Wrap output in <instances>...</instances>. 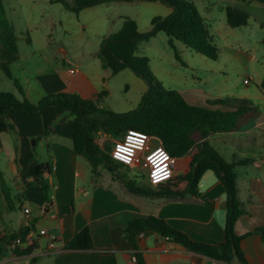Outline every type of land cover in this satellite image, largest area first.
Masks as SVG:
<instances>
[{
	"label": "crops",
	"instance_id": "obj_1",
	"mask_svg": "<svg viewBox=\"0 0 264 264\" xmlns=\"http://www.w3.org/2000/svg\"><path fill=\"white\" fill-rule=\"evenodd\" d=\"M51 44H44L40 50H47ZM44 55L47 54L43 53L37 60L25 59L22 66L23 81H20L25 97L32 104L54 93L91 100L105 92L108 97L112 77L124 71L112 75L101 63H98L101 71L97 63L84 67L81 64L85 55L68 54L66 58ZM19 61L20 57L14 63ZM11 75L20 79L12 72ZM178 92L191 105L224 110L210 105L209 101L215 98L206 94ZM258 109L259 115L238 130L208 137L225 161L249 160L235 167L237 200L243 212L234 225L237 236L245 235L240 247L248 264H264V240L254 233L264 225V108L258 106ZM4 120L8 129L0 133V158L6 169V172L0 170L3 201L0 204V264H130L133 250L125 229L131 221L148 217L164 220L194 242L223 241L227 198L223 184L213 172L207 171L202 176L194 195L163 198L134 194L125 187L124 180L134 181L125 171H140L145 177L144 189H153L157 181L173 172L165 166L152 169L144 164L127 166L111 160L123 180L102 166L92 175L88 161L73 151L75 119L63 108L49 107L36 119L19 111L9 112ZM94 141L106 145L105 142L113 140L99 133ZM118 144L115 140L109 150ZM152 144L158 145V140L154 139ZM176 162L185 165L188 158ZM38 166L41 176L36 171ZM42 183L46 186L47 200L41 190ZM69 207L72 212H62ZM42 230L44 235L40 234ZM20 232L24 234V242L12 249L11 242L16 237L8 242L4 239ZM29 246L30 253L12 252ZM137 246L145 264H193L204 258L153 231L139 234Z\"/></svg>",
	"mask_w": 264,
	"mask_h": 264
},
{
	"label": "trees",
	"instance_id": "obj_2",
	"mask_svg": "<svg viewBox=\"0 0 264 264\" xmlns=\"http://www.w3.org/2000/svg\"><path fill=\"white\" fill-rule=\"evenodd\" d=\"M131 1L135 0H73L71 5L66 0L53 2L61 3L68 11L77 14L83 9L101 4ZM139 1H158L169 6L172 12L165 18L153 17L150 21L151 29L147 32H140L136 22L126 18L116 33L102 40L97 53L102 68L110 69L112 75L128 68L148 84V89L136 109L126 113H115L99 107L106 96L105 92L96 94L91 100L66 93H54L42 97L36 104L29 102L19 81L12 77L9 70V66L18 60V47L14 30L8 23L0 0V70L7 78L13 80L18 93L16 96L13 93L0 92V133L8 129L4 115L9 112L19 111L29 118L36 119L49 107L66 109L75 119L74 153L88 161L92 175L96 174L98 168L102 166L122 180L108 155L110 152L108 145L95 143V136L100 133L109 136L112 140L120 141L127 132H137L156 138L167 154L174 159L173 175L157 182L153 189H142L136 186L134 181L124 180L125 187L134 194L180 198L186 194H196L202 176L207 171L213 172L223 184L227 198L224 239L222 242L213 243L194 242L185 234L169 227L162 219L148 217L134 220L125 230L129 235V243L136 258V264H145L137 246L138 235L144 231H153L163 239L166 238L167 241L203 257L227 264L234 262L248 264L240 247V242L245 235L237 236L234 233V225L243 212L237 200L235 167L244 165L249 160L225 161L211 146L208 137L216 133L238 130L259 115L258 106L247 99L224 97L209 101L210 105L220 106L224 110H212L191 105L179 92L161 87L150 71L149 59L137 54L139 42L147 41L155 37L158 32H163L169 38L168 44L172 48V42L176 40L186 48L212 61L217 60L219 51L205 19L189 0ZM250 1L264 4V0ZM225 14L227 25L231 28L247 25L248 15L243 10L228 6L225 8ZM262 43L264 44V38ZM174 55L180 62L176 51ZM261 88L264 89V77ZM180 158H188V163L178 164L176 160ZM36 171L39 176L42 175L40 166L36 168ZM1 189L8 203L3 181H1ZM41 190L47 200L46 186L43 183ZM62 212H72V208H63ZM254 233L264 240V225L257 227ZM15 237H24V234L23 232L12 234L4 241L8 242ZM31 249L32 247L29 246L24 250L16 249L12 252L15 255H21L30 253Z\"/></svg>",
	"mask_w": 264,
	"mask_h": 264
},
{
	"label": "rangeland",
	"instance_id": "obj_3",
	"mask_svg": "<svg viewBox=\"0 0 264 264\" xmlns=\"http://www.w3.org/2000/svg\"><path fill=\"white\" fill-rule=\"evenodd\" d=\"M53 1L1 0L8 23L14 30L20 57V61L9 66V70L20 78L17 77L22 89L21 71L25 59L37 60L43 57V53L48 58L51 55L57 58H66L68 54L75 57L85 55L81 65L90 67L89 63H97V69L101 71L95 52L104 38L121 28L124 19L134 20L140 32H147L151 29L153 17L165 18L171 11L169 6L158 1L135 0L101 4L75 14ZM189 1L214 35L218 58L212 61L176 40H173L172 48L168 44L169 38L158 32L155 37L139 42L137 51L149 59V68L155 80L164 89L203 93L215 99H247L264 108V90H261L264 77V5L250 0ZM66 2L73 4V0ZM228 6L247 13L246 26L231 28L227 25L225 8ZM46 43L52 44L41 51ZM174 51L179 55L180 62L175 59ZM247 78H250V83L245 85L243 81ZM147 89L148 84L142 78H137L125 68L118 76L112 77L111 94L103 98L99 107L115 113L132 111L139 106ZM0 92L18 96L13 80L1 70ZM113 142L115 140L105 143L110 149ZM3 166L0 158V170L6 172ZM125 173L134 179L136 186L144 189L145 177L140 171L133 169ZM2 202L0 196V204Z\"/></svg>",
	"mask_w": 264,
	"mask_h": 264
},
{
	"label": "built area",
	"instance_id": "obj_4",
	"mask_svg": "<svg viewBox=\"0 0 264 264\" xmlns=\"http://www.w3.org/2000/svg\"><path fill=\"white\" fill-rule=\"evenodd\" d=\"M243 83L245 85H248L250 83V78L244 79ZM154 139L156 138L142 135L137 132H127L122 136L118 146L109 152L110 159L114 162L124 164L127 166L144 164L146 167L152 169H158L165 166L168 167L170 172L172 173L174 159L167 154L165 148L159 141H158V145H153L152 141ZM171 176H168L161 180L167 179ZM25 213H28V210H25ZM40 234L44 235L45 231L43 230L40 231ZM23 242L24 240L22 237H16L11 242V248L15 249ZM129 263L136 264V258L134 256V253H132ZM193 264H227V263L216 259L204 257L203 259L197 260Z\"/></svg>",
	"mask_w": 264,
	"mask_h": 264
}]
</instances>
